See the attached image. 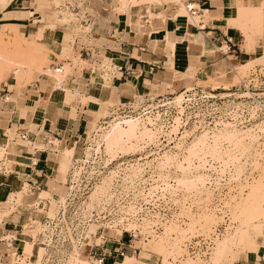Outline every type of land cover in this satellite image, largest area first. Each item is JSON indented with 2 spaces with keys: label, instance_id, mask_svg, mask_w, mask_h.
Masks as SVG:
<instances>
[{
  "label": "rangeland",
  "instance_id": "obj_1",
  "mask_svg": "<svg viewBox=\"0 0 264 264\" xmlns=\"http://www.w3.org/2000/svg\"><path fill=\"white\" fill-rule=\"evenodd\" d=\"M68 1L0 0V12H17L6 15L0 27V84L10 76L21 81L46 73L60 82L66 77L69 70L63 74L49 67L46 51L20 25L30 20L42 33L75 23L66 9ZM159 1L117 0L122 10L141 4L175 7L180 15L185 10L190 22L198 19L187 14L186 0ZM41 3L49 6L47 15ZM252 30L245 36L254 50L264 43V30ZM256 57L237 65L228 77H207L180 93H148L127 102L94 99L98 110L89 114L88 127L78 134L79 154L63 171L69 176L63 178L60 197L50 199L46 210L38 208L47 219L28 228L36 240L32 251L38 253L12 256L10 264H100L98 244L123 233L136 237L130 240L138 255L126 256L136 264H245L250 254L260 253L264 215L257 208L245 209L258 180L264 197V51ZM101 68L111 69L109 61L103 60ZM71 100L77 98L67 103ZM131 102L134 113L122 111L115 117L114 109ZM128 121L137 124L135 133L126 132L113 147L107 146L112 129H129ZM5 153L0 147V171ZM23 199L24 194L12 195L1 206L6 210L0 225L4 212L29 204ZM227 238L228 247H220ZM218 248L230 249L218 252L221 262Z\"/></svg>",
  "mask_w": 264,
  "mask_h": 264
},
{
  "label": "crops",
  "instance_id": "obj_2",
  "mask_svg": "<svg viewBox=\"0 0 264 264\" xmlns=\"http://www.w3.org/2000/svg\"><path fill=\"white\" fill-rule=\"evenodd\" d=\"M186 2L198 7V26L175 7L141 4L122 10L117 0H69L66 9L77 22L42 33L30 20H20L25 34L35 37L46 51L49 67L69 73L61 82L44 73L21 81L10 76L0 84V147L6 152L0 171V214L12 195L24 194L23 202L29 203L4 212L0 264H10L12 256L38 253L26 252L27 245L36 242L28 228L47 219L38 208L46 210L50 199L60 197L63 178L69 176L63 171L79 154L78 134L88 127L89 114L98 110L97 102L84 104L82 98L127 102L148 93H180L207 77H228L237 65L264 51V43L253 50L245 34L232 25L237 11L251 7L252 0H241L240 5L235 0ZM40 7L45 15L50 12L45 3ZM15 13L10 8L0 12V27L6 15ZM148 13L155 18L151 20ZM103 60L111 69L101 68ZM75 96L77 100L67 103ZM43 194L50 198L41 200ZM125 235L98 244L99 262L117 264L121 258L138 255L131 237ZM245 264H264V249L250 254Z\"/></svg>",
  "mask_w": 264,
  "mask_h": 264
},
{
  "label": "bare ground",
  "instance_id": "obj_3",
  "mask_svg": "<svg viewBox=\"0 0 264 264\" xmlns=\"http://www.w3.org/2000/svg\"><path fill=\"white\" fill-rule=\"evenodd\" d=\"M147 1H153V0H147ZM159 4H161L160 3V1L159 0H156ZM170 2V1H169ZM264 2V1H263ZM262 2V0H252V4H251V7H249V8H244V9H239L237 12L239 13V14H237L238 15V18L235 20V21H233L232 22V25H234V26H236V27H238L245 35H247L248 34V31L250 32V30H252V29H254V31H258V33L259 34H262L263 33V30H264V16H263V6H264V3ZM8 5H6L5 7H7ZM193 8H195V9H197L198 10V7L197 6H194L193 5ZM183 10V9H182ZM184 12H185V10H183ZM182 12V11H181ZM184 12H182L181 14H183L184 15ZM189 12H187V14H188ZM206 14H207V12H206ZM207 16V15H206ZM193 17V16H192ZM198 17V16H197ZM231 18V17H230ZM192 19V18H191ZM204 19V18H203ZM192 21H193V23L194 24H197L196 26H198L199 24H200V22H201V19H200V17H198V19H195V21H194V19H192ZM230 22V21H229ZM192 23V22H191ZM254 31L252 30L251 32H252V34H255L254 33ZM257 34V33H256ZM248 35H250V34H248ZM250 41H252V39H250ZM253 42V41H252ZM251 42V43H252ZM254 43H255V41H254ZM170 45L171 46H173V44H171L170 43ZM249 50V49H248ZM261 60H264V57L263 58H261ZM58 72H60L59 70H58ZM67 93V92H66ZM63 94V93H62ZM68 94H70V93H68ZM64 95V94H63ZM66 95V94H65ZM70 96H72V95H70ZM76 97V96H75ZM68 97L66 96V99H67ZM93 100L94 99H87L86 100V103L87 102H89V101H91V102H93ZM84 102H85V100H84ZM136 120V119H135ZM129 123H128V125H130V127H129V129H122L120 126H115V128L114 129H112V131L108 134V136L106 137V139H107V146H109L110 148L111 147H113V145L114 144H116L119 140H121L122 138H123V136L124 135H128V134H131V135H133L134 133H135V131H136V129H137V124L134 122V121H128ZM138 123V122H137ZM120 127V128H119ZM126 132H128V134L126 133ZM124 134V135H123ZM230 136H232V135H230ZM234 136V135H233ZM232 136V137H233ZM227 138H228V136H227ZM229 139V138H228ZM234 139V138H233ZM232 140V139H231ZM235 140V139H234ZM203 180V179H202ZM204 181V180H203ZM259 181V182H258ZM257 182H258V184L257 185H255V186H251V189H253L251 192V195H250V197L248 198V200L247 201H245L246 202V204H245V209H247V208H250V207H253L254 209L255 208H257L256 210H259L260 211V213H262L263 215H264V209H263V207L262 206H264L263 204H264V197L262 196L263 194H261L262 192H261V188H262V180H258ZM205 182V181H204ZM202 184H204V183H202ZM260 186H261V188H260ZM253 187V188H252ZM43 196H47V194H43ZM12 197V196H11ZM252 197V198H251ZM250 198H251V200H250ZM261 214V215H262ZM228 239L229 238H227V241H224V240H226V239H224L223 241H224V243H223V241H222V243H220V247H222V245L223 244H225V242L227 243L228 242ZM236 238H234V240H235ZM231 240V239H230ZM229 240V242L231 243V245L230 246H233L234 244H235V242L233 243V242H231ZM233 240V239H232ZM233 240V241H234ZM232 243H233V245H232ZM237 243V242H236ZM229 244V243H228ZM228 244H225V245H227L226 246V248L228 247ZM236 245V244H235ZM28 247H27V252H29V253H31L32 252V245L30 246V245H27ZM224 246V245H223ZM229 246V247H230ZM223 248H225V247H223ZM225 248V249H226ZM231 248V247H230ZM220 248H218V250H219ZM225 249H220L221 251H216V256H218L217 257V261H220V260H222L220 257H222V255H219V253H221V252H227V253H230L229 252V250L230 249H227V250H225ZM225 250V251H224ZM40 252V251H39ZM42 252V251H41ZM179 252V251H178ZM219 252V253H218ZM43 253V252H42ZM41 253V254H42ZM40 254V255H41ZM223 254H225V255H228V254H226V253H223ZM39 255V254H38ZM39 257V256H38ZM225 257V256H224ZM227 257V256H226ZM218 258H220V260L218 259ZM223 258V257H222ZM226 259V258H225ZM135 258H132V257H126L122 262H119V263H117V264H136L135 263ZM215 260V259H214ZM225 261V260H224ZM227 261V260H226ZM233 261V260H232ZM221 262V261H220ZM81 264H90V263H88V262H83V263H81ZM139 264V263H138Z\"/></svg>",
  "mask_w": 264,
  "mask_h": 264
},
{
  "label": "built area",
  "instance_id": "obj_4",
  "mask_svg": "<svg viewBox=\"0 0 264 264\" xmlns=\"http://www.w3.org/2000/svg\"><path fill=\"white\" fill-rule=\"evenodd\" d=\"M189 1H192V0H189ZM186 8H187V10H188V12L191 14V15H193V16H198V11L195 9V8H193V5L192 4H188L187 3V6H186ZM130 106L128 107V106H122L121 108H119L118 110H116V109H114V113L113 114H116V116L115 117H117L118 115V113L119 112H130V113H134V110H135V104H132V102L129 104ZM118 118V117H117ZM25 138V137H24ZM129 236L131 237V238H133V239H136V237L135 236H133L132 234H129ZM100 264H102L101 262H100Z\"/></svg>",
  "mask_w": 264,
  "mask_h": 264
}]
</instances>
